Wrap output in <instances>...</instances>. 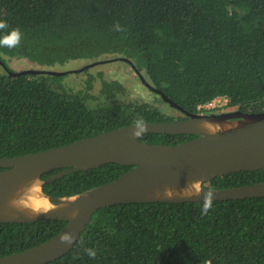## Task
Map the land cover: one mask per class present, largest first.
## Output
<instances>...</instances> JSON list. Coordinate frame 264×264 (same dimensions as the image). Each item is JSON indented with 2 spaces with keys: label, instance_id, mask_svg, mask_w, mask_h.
<instances>
[{
  "label": "trees",
  "instance_id": "trees-1",
  "mask_svg": "<svg viewBox=\"0 0 264 264\" xmlns=\"http://www.w3.org/2000/svg\"><path fill=\"white\" fill-rule=\"evenodd\" d=\"M0 20L8 24L0 37L14 28L23 33L20 47H0V159L62 147L140 116L147 123L187 117L142 80L189 114L264 112V0H0ZM117 23L126 31H115ZM15 62L28 67L15 70ZM115 62L121 67L105 68ZM91 63L99 64L77 72ZM74 74L83 77L65 80ZM218 98L228 104L199 109ZM195 138L149 134L140 141L174 146ZM131 169L109 164L71 173L43 190L72 197ZM262 182L264 171L240 172L206 187ZM201 209L202 203L102 209L73 250L50 264H264V197L213 202L206 216ZM66 225L0 224V257L39 246Z\"/></svg>",
  "mask_w": 264,
  "mask_h": 264
},
{
  "label": "water",
  "instance_id": "water-1",
  "mask_svg": "<svg viewBox=\"0 0 264 264\" xmlns=\"http://www.w3.org/2000/svg\"><path fill=\"white\" fill-rule=\"evenodd\" d=\"M108 61H102L101 63ZM91 63L82 72L98 65ZM30 74L65 75L66 72L25 71ZM160 94L173 108L187 115L185 119L147 123L149 134L196 136L178 144H148L132 136L133 125L101 133L62 147L36 154L0 159V224H23L41 220H61L67 225L49 241L26 251L0 257V264H50L78 244L94 214L125 203H195L203 201V192L211 181L240 172L264 171V112L216 111L189 114ZM117 164L132 167L117 180L72 197L47 195L43 188L71 173ZM62 170L47 180L43 176ZM194 181L199 197H165L164 189L174 192ZM214 202L238 201L264 197V182L216 190ZM161 193L157 196V193ZM44 199L50 205L36 209L32 200ZM73 211L78 215L73 218ZM70 232V245L60 236Z\"/></svg>",
  "mask_w": 264,
  "mask_h": 264
},
{
  "label": "clouds",
  "instance_id": "clouds-1",
  "mask_svg": "<svg viewBox=\"0 0 264 264\" xmlns=\"http://www.w3.org/2000/svg\"><path fill=\"white\" fill-rule=\"evenodd\" d=\"M8 28V24L6 21L0 20V30H4ZM115 31H126V28L121 27L118 23L114 25ZM23 33L19 28L12 29L9 33L4 35L3 37H0V47L5 48H18L21 44ZM133 131L132 136L136 139H140L143 137V135L147 132V122L145 119L140 116L136 120L133 121ZM195 182L190 181L185 186L178 191H175L173 189L166 188L164 189L163 195L165 197H173L174 194L177 196H180L181 198L185 199H191L193 197H199L201 195V192L198 191L194 187ZM214 194L215 191L213 189H209L205 192H203V201H202V209H201V215H208L209 211L213 209V202H214ZM157 196H160L161 193H157ZM78 215V211H73L72 217L75 218ZM75 237L70 232H65L60 236V242L66 245H70L73 243ZM85 253L89 256V258H95L97 255V252L94 248H86ZM207 264H211L210 261L207 262Z\"/></svg>",
  "mask_w": 264,
  "mask_h": 264
},
{
  "label": "rangeland",
  "instance_id": "rangeland-1",
  "mask_svg": "<svg viewBox=\"0 0 264 264\" xmlns=\"http://www.w3.org/2000/svg\"><path fill=\"white\" fill-rule=\"evenodd\" d=\"M78 61H75V62H71V63H69L68 65H66L65 67H67V66H74V67H76V66H78ZM14 67V69L15 70H22V69H24V68H26V67H28V65H23V63H20V62H15L14 63V65H13ZM119 67H121V65H119L118 63H112V64H107V66H105V68H109V69H111V70H113V69H115V68H119ZM64 67H62V69H63ZM66 69V68H65ZM75 69H77V68H75ZM80 77H83V75L82 74H74V75H71V76H68V77H66L65 78V80L66 81H77ZM220 104H223V102H221V103H219V105ZM169 108V107H168ZM214 112H216V111H214Z\"/></svg>",
  "mask_w": 264,
  "mask_h": 264
},
{
  "label": "built area",
  "instance_id": "built-area-1",
  "mask_svg": "<svg viewBox=\"0 0 264 264\" xmlns=\"http://www.w3.org/2000/svg\"><path fill=\"white\" fill-rule=\"evenodd\" d=\"M221 102H223V104L219 105V103ZM227 104H228L227 98H218L210 104L200 106L199 109L200 110H216V109L225 107Z\"/></svg>",
  "mask_w": 264,
  "mask_h": 264
},
{
  "label": "bare ground",
  "instance_id": "bare-ground-1",
  "mask_svg": "<svg viewBox=\"0 0 264 264\" xmlns=\"http://www.w3.org/2000/svg\"><path fill=\"white\" fill-rule=\"evenodd\" d=\"M32 202H33L34 208L36 209H46L50 206L48 202L44 199H40V200L34 199L32 200Z\"/></svg>",
  "mask_w": 264,
  "mask_h": 264
}]
</instances>
